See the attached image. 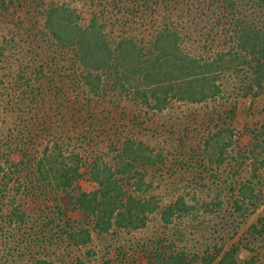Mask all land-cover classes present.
Wrapping results in <instances>:
<instances>
[{"label": "trees", "instance_id": "16d2710c", "mask_svg": "<svg viewBox=\"0 0 264 264\" xmlns=\"http://www.w3.org/2000/svg\"><path fill=\"white\" fill-rule=\"evenodd\" d=\"M195 1L0 0L2 31L20 36L13 19L27 18L21 36L36 52L52 45L57 80L25 85L24 109L13 112L22 156L9 169L0 157V264H243L235 245L216 241L194 253L171 231L209 190L183 173L212 171L240 142L227 123L243 115L238 102L228 108V81H240L233 91L245 98L264 95V0H211V8L190 6ZM126 6L129 15L163 10L166 22L148 41L133 29L111 37L102 17ZM209 8L218 19L216 28L203 27L204 46L212 50L219 28L225 42L204 56L187 43L190 18ZM257 134L262 142L245 148L254 176L238 191L240 210L257 199V184L264 192V134ZM87 179L97 189L82 190Z\"/></svg>", "mask_w": 264, "mask_h": 264}, {"label": "rangeland", "instance_id": "374dc122", "mask_svg": "<svg viewBox=\"0 0 264 264\" xmlns=\"http://www.w3.org/2000/svg\"><path fill=\"white\" fill-rule=\"evenodd\" d=\"M200 1L203 3H199V0H197L190 2V6L193 3V5L201 8L203 6L205 8L210 6L211 8V5L215 4L211 0ZM126 8L127 6L125 8H114V15H111L109 10L102 17V21L108 26L107 30L111 37L118 38L127 35L128 30L133 29L135 37L148 41L151 39V35H155L158 29H162L164 22H166V13L163 10H156L153 13L148 11L145 16L143 11H137L135 15H132L133 12L129 15ZM210 8L208 13L204 14L201 11L197 18L196 14L190 18L192 21L195 20V24H193L195 27H190V32H194V34L192 42H188L187 46L194 53L198 52V54L204 56L211 51L213 53L215 50H220L223 42H225L219 28L218 36L214 38L212 50H208L209 45L204 46L206 31L203 27L216 28V19H218L217 16L213 15L215 14L214 9ZM91 11L88 7L84 12L86 23L92 19L93 13ZM26 20L27 18L22 19V25H20L19 18L15 17L13 19L18 25L13 24L12 26L21 29V32L17 31L15 34L20 36H8L7 31L3 32L2 26H0V157L5 154L3 160L8 158L9 162L4 163L6 168L20 162L22 156L15 149V145L18 146L19 143L17 130L20 127H16L15 124L19 122V119L17 114L13 113L14 110L18 109L17 113L21 114L18 112L20 110L19 106L22 107V110L24 109V105L20 102L22 90L30 82L35 88L52 82L54 85V82L57 81L51 75V73L56 72V66L53 63V67L51 62L54 60L52 52L55 49L52 45H49L46 49L36 52L32 48V42L21 36L26 28V26H23L25 22L27 23ZM127 23H129V27L126 28ZM216 30L213 29V31ZM33 32L34 34H42L41 29H35ZM129 35L131 34L129 33ZM41 40L44 42L50 41L47 36H44V39ZM66 58H68L66 64L73 66L74 62L71 63L70 59L74 60V58L71 53H68ZM41 65L44 66L43 69H40ZM46 67L49 69L47 70ZM242 86L240 81L231 78L225 88V95L228 97L230 95L232 98L229 101L231 104L228 108H233L234 101L241 106L237 110H240L239 112L243 115L240 113L242 116L235 119L238 122L230 123L231 120L227 121L230 127L238 133L235 138L239 139L240 142H235L227 149L223 163L213 165L212 171L196 172L187 176L183 173L184 177L193 181L192 186H197L196 189L200 190L202 187H206L209 190L201 194L204 196V205L201 203L197 211L186 216L171 233L176 234V242L187 251L195 253L197 250H205L209 247L212 249L218 241L217 244L222 242L225 247L235 245L240 251L238 260L243 264H264V192L261 186L254 182L257 184L255 187L257 199L246 205L245 209L240 210L235 202L243 183L252 181L254 176L251 173L253 160L247 159L248 150L245 148H250L262 142V139L258 138L260 134H257V132L264 134V95L258 98H245L244 91H241V93L233 91L234 87L240 88ZM71 95L72 98L75 96L73 93ZM17 104L20 105L17 106ZM252 130L256 132V136L252 134ZM215 156L218 157V154H215ZM207 167L210 168V166ZM185 169L189 173L192 170L188 167H185ZM1 175L3 174L0 173ZM79 185L86 192L94 191L98 187L90 179L80 181ZM69 216L74 219L80 218L79 214L73 213V211L70 212ZM130 264L145 263L144 260L138 258L137 261Z\"/></svg>", "mask_w": 264, "mask_h": 264}]
</instances>
